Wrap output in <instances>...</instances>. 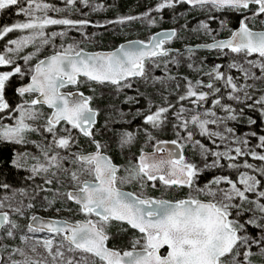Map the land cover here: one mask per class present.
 <instances>
[{
	"label": "snow or ice",
	"instance_id": "obj_1",
	"mask_svg": "<svg viewBox=\"0 0 264 264\" xmlns=\"http://www.w3.org/2000/svg\"><path fill=\"white\" fill-rule=\"evenodd\" d=\"M79 2L88 5V0ZM176 2L193 7H210L215 11H250L251 17L244 16L238 29L231 32L230 38H213L214 42L205 47L221 52L227 50L242 56L249 65L248 69L236 62L231 63L229 68L242 72L245 79L260 78L252 72L253 68L259 69L264 76V30H253L248 22L256 17L264 18V0H161L156 11L172 8ZM25 3L26 7L23 6ZM65 3L75 6L78 0H65ZM17 5H21L19 13L27 17V21L3 27L0 29V39L15 30H29L30 34L19 40H12L11 44L15 48H8V53H18L39 41L40 46L50 47L52 54L40 59L30 69L31 83L18 91L21 96L34 93L36 98L14 109V112L19 113L14 124L0 123V141L25 143L27 134L41 130L28 121L41 119L44 113L37 106L46 105L51 113L46 117L42 131L51 134L52 143L43 152L44 162L33 164L31 172L36 175L51 173L53 177H57L58 173L64 174L75 190L63 195L78 206V211L84 218L70 222L66 219L43 220L33 215L32 223L27 225L28 233H47V236L33 240L30 245V237L22 236L21 240L26 247L12 248L7 259L0 255V264H254L253 257L256 253L252 251L253 246L264 256V235L258 239L251 238L246 234L245 226L250 225L264 233V135L258 137V144L255 146L261 149L259 152L254 148L246 149L245 146L249 144L247 139H234L232 143L239 146H225L224 151H212L199 141L195 142L202 149L205 160L209 154L214 157L212 164L206 167H221L223 165L220 162L226 160L228 168L239 172L238 181L228 176H217L203 187L198 186L196 179L201 170L185 160L182 155L183 145L178 140L170 143L179 152L171 150L168 141H156L154 151H141L138 162H130L124 169V174H120V167L104 153L106 146L94 139L92 129L98 112L90 106L92 98L82 92L63 91L89 82L110 84L118 89L132 87L131 80L147 78L146 63L151 62L160 67V61L171 55L165 44L176 33H161L151 37L148 42L136 41L120 45L110 52L88 53L76 43L65 45L61 42L57 45V38L62 39L66 32L47 31L50 26L56 25L69 30L82 29L88 21L54 18L49 12L59 14L62 10L45 0H0V12ZM133 19L137 17L126 18L127 21ZM126 20L122 18L114 23L124 24ZM201 27L205 32L210 31L207 23ZM188 52L191 54L193 49H188ZM253 56L258 59H248ZM33 58V54L23 57L25 63ZM171 62L179 63L177 60ZM13 63L11 56L0 54V66H11ZM188 66L192 67L191 64ZM220 68V65H216L206 73L209 77L207 83L188 80L186 92L179 96V100L187 99L200 107L209 100L210 93L220 92V87L215 86L217 82H222L225 88L230 89V100H240L241 97L236 94L241 92L244 99H250L251 95L245 89L252 86L238 85L232 75H227ZM16 74H24L19 66L12 71L0 72V113L10 108L5 98V89L11 77ZM167 78L177 79L174 76ZM204 87L209 91L200 90ZM256 104L260 105V114L264 116V95L252 106L255 107ZM216 106L227 113L234 112L230 106L221 104L220 99L213 101V107ZM169 110V107H158L146 116L145 123L153 128L160 127ZM185 111H192L194 114L186 117ZM176 115L180 122L176 127L187 132L185 139L188 141L193 139L189 124L195 126L199 134L207 137L213 144L216 139H228L221 132L210 130V125L218 126L224 119L217 117L215 111L205 110L199 113L195 109L181 107ZM236 118V115L227 117L231 120ZM249 123L255 124L256 121L250 120ZM73 130L89 138L94 151L73 152ZM225 131L233 133L234 130L229 127ZM60 132L64 135H60ZM179 135L177 132V136ZM252 136L256 137L257 133L253 132ZM153 139L155 138L149 136V141ZM133 140L132 133H125L121 144H131ZM52 149L64 150L65 155L61 156L59 152L50 155ZM240 157H251L253 161L261 163L240 161ZM65 163L72 165V168L65 167ZM157 181L165 188L187 189L188 193L185 198L176 200L144 195L143 190L149 186V182L152 188H156ZM133 182L139 184L141 193L122 190L123 185ZM46 183L52 184L53 180L47 179ZM249 194L255 199H250ZM55 202L48 201L50 205ZM245 205L251 207L245 208ZM3 207L4 204L0 203V209ZM13 210L23 214L22 208ZM233 210H236V216L244 211L251 212L252 216L241 223L233 216ZM113 221L126 223L138 233L130 242V250L109 247L110 236L107 230ZM5 225H11L6 236L14 237L12 229L18 226L11 221L8 213L0 212V229ZM165 248L167 251L162 252Z\"/></svg>",
	"mask_w": 264,
	"mask_h": 264
},
{
	"label": "rangeland",
	"instance_id": "obj_2",
	"mask_svg": "<svg viewBox=\"0 0 264 264\" xmlns=\"http://www.w3.org/2000/svg\"><path fill=\"white\" fill-rule=\"evenodd\" d=\"M56 1V3L51 5L62 10L59 14L66 17H77L78 19L89 22L82 29L73 28L69 30L62 28L55 31L66 32V35L62 39L59 37L57 38L55 41L57 45L61 42L65 45L76 43L81 49L86 51H107L113 50L121 43L127 41L140 40L148 42L151 36L160 30H176L175 38L167 42L165 45V48L173 49L171 55L160 61V67H156L151 62L146 63L147 78H135L131 80L132 87H121L118 89L116 86L110 84L102 85L89 82L68 89V91L74 89L81 90L92 98L91 107L98 112L99 117V122L93 129L94 139L106 146L104 148V153L120 167V174H124V169L129 166L130 162H138V157L141 154V151L153 150L156 141L178 140L183 145L185 160L195 164L197 168L201 170L200 175L196 179V184L201 187L208 184H199L198 181L200 180L201 175L207 171L215 169L216 167H206V165L212 164L214 157L209 154L207 160H205L204 155L202 154V149L195 143L196 141H199L212 151H224L225 146L229 148L239 146L232 143L234 139H247L249 140V144L245 146L246 149L254 148V150L258 152L261 151V149L255 146L258 144V137L264 135V133L253 137L252 133L254 131L251 129L247 128L239 131L235 126H232L233 123H240L239 121H243L239 117L235 120H231L227 119L229 115H220L216 113L217 117L224 119L218 126L210 125V130L219 131L227 136L228 139L224 141L216 139L214 148H211L196 137H193L191 141L186 140V136L183 134V128L176 127V125L180 123L176 114L181 107H184L185 109H195L196 112L199 113H203L205 110L214 111L213 109L197 106H180L170 117H167L165 114V122L160 127L153 128L151 125L145 123L147 115L152 114L158 107H167L164 102L166 95L170 92L173 93L177 88V79L169 80L167 78L168 76H174L176 78L180 76L181 80H183L186 85L188 80H191L193 83L197 80L204 82V75H206L207 72H210L209 66L204 62L205 55H203L200 50H195L194 48L193 52L190 54L188 50H184V48L199 44H211L214 42L213 38L221 40L230 37L231 32L234 31V29L231 30L230 26L220 19L219 14L221 11H215L210 7H189L188 10L183 11L176 17L165 19L158 15L156 11L161 0H88L87 6L82 2H79V0L75 6L66 4L65 0ZM124 6L126 8H124ZM247 13L248 14L246 15L251 17V12L249 11ZM128 17H137V19L127 21L126 18ZM122 18L126 20L124 24L114 23ZM188 18H190V20H187ZM248 22L253 30H264V18L256 17ZM205 23L209 25V32H205L201 27V25ZM20 38L16 40H19ZM10 47L14 49L15 45L10 43L0 54L11 56L14 61L11 65L13 68L11 70H1L0 72L12 71L16 66H19L21 72L24 74L16 75L21 81L26 77H31L32 72L30 69H32L40 59L45 58L47 54H52L51 48L40 46L39 41H37L35 45H29L23 48L18 53H8V48ZM38 48L39 52H37ZM213 52H216V55L214 56L217 60H215V62L220 66L224 64V61L218 59L220 57H226L229 59L227 68H229V65L233 62L243 64L245 69L249 68V65L245 62L242 56H238L227 50L224 52H221L220 50ZM29 54H33L34 58L28 63H25L23 57ZM189 56H191L190 59ZM248 59L256 60L258 57L253 56ZM173 60H177L179 63H172L171 61ZM165 64L167 65L166 67ZM189 64H191L192 67H189ZM1 67L5 66H0V68ZM233 70L238 72L237 78L239 77L240 81L237 82L238 80H235L238 85L252 86L246 88V91L249 92L250 90L264 89V76L261 75L259 69H252V72H254L257 77H260L259 79H245L242 72L237 69ZM202 89L203 88L200 90ZM229 95L230 92L228 96ZM236 95L240 96L241 99L233 100L235 102H245L249 100L243 98V92L237 93ZM26 96L27 103H30V101L35 98V95L33 94H28ZM37 109L43 112L44 116L36 121H28V123L41 130L27 134L26 142L20 145H28L30 149L17 152L14 157V162L18 169H23L29 174L31 180L37 179L40 188L34 192L32 190L8 185L4 186L0 191V203L4 204V207L0 209V212L8 213L11 221L18 226L12 229L14 237L6 236V232L11 225H5L4 228L0 230V255L5 259H7L9 251L12 248L26 247L24 241L21 240L22 236L27 235L30 237L28 241L29 245L33 240L43 239L47 236V233H28L27 225L30 223L33 215L66 219L70 222H76L84 218L83 215L79 213L78 206L69 201L66 196L63 195V193L75 190L72 182L68 180L64 174L58 173L57 177H53L51 173H41L36 175L31 172L33 164L38 161L41 163L44 162L43 152L48 150L52 143L51 134L42 131L45 119L50 115L51 110L47 108L46 110L42 109L40 106H37ZM193 114L192 111H185L184 113V115L189 117ZM14 122L15 120L10 124H14ZM143 123L146 126H144ZM229 127L234 130L233 133H227L225 131V129ZM262 130L264 131V129ZM129 132L132 133L134 137L133 142L131 144L122 145V138L125 133ZM177 132H179V136H177ZM59 134L64 135L63 132H60ZM149 136L154 137L155 139L149 141ZM1 142L7 141H0V143ZM217 145H219V147H217ZM72 151L76 153H88L94 151V145L89 138L85 141L75 138ZM57 152H59L61 156L65 155L64 150L61 149H52L49 154L54 155ZM113 153H117L120 162H115ZM64 166L72 168V165L67 163H65ZM52 171H55V169ZM47 179H52L53 183H46ZM122 189L141 193V188L136 182L125 184L122 186ZM187 193V189L165 188L159 183V181H157L156 188H152L149 182V186L143 190L144 195L157 199L163 198L171 200L183 199L186 197ZM249 195L250 199H255L251 194ZM50 200H55V204L50 205L48 203ZM28 205H32L33 207L29 208ZM17 207L23 209V214L17 213L13 210ZM250 207L251 205H245V208ZM233 213L241 223H244L252 216V213L248 211H244L240 216H236V210H233ZM245 226L247 230L246 234L251 238L258 239L261 235H264V233L258 228L247 224ZM107 231L110 236L109 246L118 250H130V242L138 235L136 230L131 229L127 224L117 221H113ZM41 251L43 250L41 249ZM252 251L256 253L253 257L254 264H264V256L259 254L255 246H253ZM17 259H19V257H17Z\"/></svg>",
	"mask_w": 264,
	"mask_h": 264
},
{
	"label": "trees",
	"instance_id": "obj_3",
	"mask_svg": "<svg viewBox=\"0 0 264 264\" xmlns=\"http://www.w3.org/2000/svg\"><path fill=\"white\" fill-rule=\"evenodd\" d=\"M46 3L54 4L57 1L56 0H45ZM21 5L12 6L7 8L6 10L2 11L0 14V29H2L5 26H11L15 23H22L27 21V17H25L23 14L19 13V8ZM26 7V3L23 5ZM254 7V6H253ZM124 8H126L124 6ZM189 9V6L184 3L176 2L174 4V7L172 8H165L161 11H157L158 15H160L162 18H172L176 17L183 11H186ZM247 12L245 13H237L234 11H221L219 14V17L221 20L226 22L230 29H236L239 27L240 22L243 20L244 16H247ZM49 15L54 18H63L66 17L62 14H58L56 12H49ZM74 20H81L77 17H67ZM187 20H190L188 18ZM86 21V20H85ZM65 28L64 26L56 25V26H50L48 28V32L52 31H58L59 29ZM30 34L29 30H15L11 33H8L6 36L3 37V39H0V53L7 48V46L11 43L12 40H16L20 38L23 35ZM186 50V48H184ZM204 57V62L207 63L209 66V71H211L216 65L215 60L216 57V51L214 50H203L199 49ZM49 55V54H47ZM218 60L224 61V64L221 65V71L225 72L227 75H232L235 80L240 81V78H237L238 72H236L233 69L227 68L229 59L226 57H220ZM13 66H5L1 67V70H11ZM204 83L209 82V77L207 75H204L203 77ZM29 80V78H25L23 81L18 79L17 75H14L11 77L10 81L8 82L6 89H5V98L8 101L10 108L4 112L0 113V123L4 124H10L13 120H15L19 113L14 112V109L21 104L27 103V96H21L17 93V87H19L21 84L26 83ZM177 83L179 86H177L176 90L173 91V93H169L165 97V104L167 107H169V112L166 113L167 117H170L180 106H187V107H196L195 104L191 103L190 100H179V96L182 94H185L187 85L184 84V81L181 80V77H177ZM216 87H220V92L211 94L209 96V100L205 103H203V108L207 109H213L216 113L220 115H236V117L241 118L243 121H239L240 123H233L232 126H235L239 131L242 129H251L252 131L256 132L257 135L264 133L262 129H264V116L260 114V105L256 104L255 107L252 105L254 102L259 99L261 95H264V89H256V90H250L249 93L251 95V98L248 101L245 102H235L233 100H230L228 97V94L230 92V89L225 88L223 86L222 82H217ZM201 91H209L206 87H204ZM215 99H220L221 104L230 106L234 109L233 113H227L219 106L213 107V101ZM40 108L45 109L44 106H40ZM186 117H189L185 115ZM250 120H255V124H250ZM245 123V124H242ZM144 126H146L143 123ZM248 126V127H247ZM189 130L192 131L193 137L198 138L199 140L203 141L207 145H209L211 148H214L215 144L212 143L211 140H209L205 136H201L199 134L198 129L189 124ZM184 136H187V132L183 129ZM73 136L75 138H79L81 141H85L87 137H84L82 134H80L78 131L73 130ZM30 147L28 145H20L15 144L11 142H1L0 143V191L4 186H17L22 189L32 190L35 192L38 188H40L39 183H37V179H30L29 174L23 170L18 169V167L15 166L14 157L17 152L21 151H27ZM115 162H120V158L118 157L117 153H113ZM240 161L246 160L249 163L253 164H260L259 161H253L251 157H240ZM228 161L222 160L221 161V167H216L215 169L211 171H207L203 173L200 177V180L198 181L199 184L203 185L205 183H209L212 179L216 178L217 176H228L230 179H233L234 181H238L239 172L237 170L228 168L227 165ZM243 171V169H241ZM233 216L235 217V214L233 213ZM255 232V231H254Z\"/></svg>",
	"mask_w": 264,
	"mask_h": 264
},
{
	"label": "water",
	"instance_id": "obj_4",
	"mask_svg": "<svg viewBox=\"0 0 264 264\" xmlns=\"http://www.w3.org/2000/svg\"><path fill=\"white\" fill-rule=\"evenodd\" d=\"M189 7H193V6H191V5H189V4H187ZM238 28H236L235 30H237ZM175 32L176 33V30H174V29H165V30H160V31H158V32H156V33H154L151 37H153V36H156V35H159V34H161V33H165V32ZM175 38V36L174 37H172V39L171 40H173ZM228 38H230V37H228ZM228 38H225V39H228ZM151 39V38H150ZM171 40H169V41H171ZM221 40H223V39H221ZM136 41H140V40H132V41H127V42H123V43H121L120 45H127V44H129V43H132V42H136ZM168 41V42H169ZM119 45V46H120ZM205 45H207V44H199V45H195V46H192V47H186V50H188V49H195V50H199V49H203V50H214V49H209V48H207V47H205ZM118 46V47H119ZM117 47V48H118ZM117 48H115V49H113V50H107V51H104V50H100V51H86V50H84L85 52H88V53H96V52H110V51H114V50H116ZM168 49V48H167ZM170 50V52L171 51H173V49H169ZM51 55V54H50ZM49 56V55H48ZM47 57V56H46ZM45 57V58H46ZM45 58H43V59H45ZM31 83V77H30V79H29V81L28 82H26V83H24V84H22V85H20L18 88H17V93L19 94V88H21V87H27L28 86V84H30ZM65 92H82L85 96H87V97H89L88 95H86L83 91H81V90H78V89H74V90H72V91H65ZM26 94H34V93H26ZM35 98H36V96H35ZM45 107H47L46 105H44ZM91 106V105H90ZM98 123V115H97V117H96V120H95V124H94V127L96 126V124ZM93 127V128H94ZM93 130V129H92ZM172 140H169L168 142H169V144H168V147L171 149V150H173V151H177V152H179V150L178 149H176V147H175V145H172L170 142H171ZM152 151H154V148H153V150H151V151H144V152H148V153H151ZM107 155V154H106ZM182 155L185 157V155H184V151H182ZM113 161V160H112ZM113 163H114V161H113ZM117 165V164H116ZM118 166V165H117ZM123 191H127V192H131V191H129V190H125V189H122ZM71 191H74V190H71ZM74 203V202H73ZM75 204V203H74ZM36 216H38V217H40L41 219H43V220H52L53 218H49V217H44V216H41V215H36ZM61 220H63V219H61ZM30 223H32V221H30ZM110 247V246H109ZM163 250H166L167 251V249L165 248V249H162V251ZM165 251V252H166Z\"/></svg>",
	"mask_w": 264,
	"mask_h": 264
},
{
	"label": "flooded vegetation",
	"instance_id": "obj_5",
	"mask_svg": "<svg viewBox=\"0 0 264 264\" xmlns=\"http://www.w3.org/2000/svg\"><path fill=\"white\" fill-rule=\"evenodd\" d=\"M116 164V163H115ZM166 250H163L162 252H165Z\"/></svg>",
	"mask_w": 264,
	"mask_h": 264
}]
</instances>
